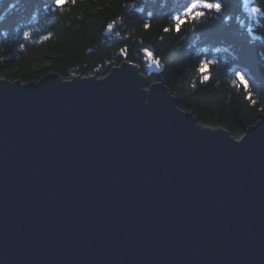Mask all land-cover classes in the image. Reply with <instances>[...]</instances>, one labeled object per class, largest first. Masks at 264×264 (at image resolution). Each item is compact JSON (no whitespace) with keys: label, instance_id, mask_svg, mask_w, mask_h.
Returning a JSON list of instances; mask_svg holds the SVG:
<instances>
[{"label":"water","instance_id":"obj_1","mask_svg":"<svg viewBox=\"0 0 264 264\" xmlns=\"http://www.w3.org/2000/svg\"><path fill=\"white\" fill-rule=\"evenodd\" d=\"M132 67L0 77V264H264V113L235 139Z\"/></svg>","mask_w":264,"mask_h":264},{"label":"trees","instance_id":"obj_2","mask_svg":"<svg viewBox=\"0 0 264 264\" xmlns=\"http://www.w3.org/2000/svg\"><path fill=\"white\" fill-rule=\"evenodd\" d=\"M181 3L183 0H148L147 5L142 0H77L75 5L69 3L50 13L44 0H0V77L22 83L48 73L63 79L105 77L125 61L119 50L127 45L128 57L148 85L162 83L178 98L179 108L191 112L199 124L223 128L240 139L264 113L260 110L264 108V14L252 15L253 0H229L226 12L231 19L223 31L215 33L237 43L241 62L254 77L253 105L244 89L231 83L234 77L226 74L229 55L235 59V53L215 52L214 58L222 65L213 69L218 78L207 85L199 82L196 69L201 57L193 54V25L184 24L180 33L163 31L169 26L168 16ZM255 6H259L257 0ZM113 21V29L107 30ZM145 22L151 24L147 31ZM29 27L32 33L25 40L23 31ZM46 36L49 38L43 39ZM143 48L161 58L162 69L149 67L151 61Z\"/></svg>","mask_w":264,"mask_h":264},{"label":"snow or ice","instance_id":"obj_3","mask_svg":"<svg viewBox=\"0 0 264 264\" xmlns=\"http://www.w3.org/2000/svg\"><path fill=\"white\" fill-rule=\"evenodd\" d=\"M29 2H31V0H29ZM142 2L147 5L148 0H142ZM69 3L75 5L77 0H44V7H46L50 13H54L62 10ZM228 3L229 0H183V3L173 9L168 16L169 26L164 27L163 31L167 33L174 30L176 33H180L184 24L193 25V39L196 40V46L202 47H200L199 52L195 51L196 46H193L192 50L194 55L201 57L197 61L196 70L199 74V82L204 85L215 82L218 77L214 75L213 69L222 67L221 62L214 58L213 54L221 50H223L225 54L235 53V59H233L232 55H229L230 63L226 68V74L234 77L231 83L238 88L242 87L246 93V98L255 105L256 101L253 99L254 77L251 72L247 70V66L241 62L237 43L221 38L215 34L223 31L227 25V21L231 19V16L226 12ZM255 4L256 0H253L251 13L254 17L264 11V0H259L260 6H255ZM114 23L115 21L109 23L107 25V30L111 31ZM197 25H199L198 29L196 28ZM143 27L147 31L151 27V24L145 22ZM31 33L32 29L30 27L29 30L23 31L24 39H29ZM116 35H119V33H116ZM49 36H51V33H49ZM49 36L43 37V39H48ZM205 49H207L206 52ZM119 51L126 63L133 66L132 71L134 73L138 71L134 61L128 57L127 45ZM142 51L147 55L148 60L151 61L149 67L154 65L156 69H162L163 64L160 57L155 56L154 52L148 48H143ZM114 74L115 73L111 75ZM111 75L108 76V79H111ZM193 87L195 88V85H193ZM260 110L264 112V108ZM193 134L205 136L209 133L193 130Z\"/></svg>","mask_w":264,"mask_h":264},{"label":"rangeland","instance_id":"obj_4","mask_svg":"<svg viewBox=\"0 0 264 264\" xmlns=\"http://www.w3.org/2000/svg\"><path fill=\"white\" fill-rule=\"evenodd\" d=\"M250 10H251V9H250ZM134 64H135V63H134ZM117 67H118V66H117ZM109 73H110V72H109ZM109 73H108V74H109ZM149 87H150V85H148V87H147V88H149ZM257 119H258V118H257ZM256 121H257V120H256ZM252 125H253V124H252ZM250 126H251V125H250Z\"/></svg>","mask_w":264,"mask_h":264},{"label":"bare ground","instance_id":"obj_5","mask_svg":"<svg viewBox=\"0 0 264 264\" xmlns=\"http://www.w3.org/2000/svg\"><path fill=\"white\" fill-rule=\"evenodd\" d=\"M140 69V68H139Z\"/></svg>","mask_w":264,"mask_h":264}]
</instances>
